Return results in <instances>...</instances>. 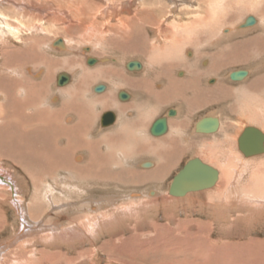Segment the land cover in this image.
Wrapping results in <instances>:
<instances>
[{
  "label": "rangeland",
  "instance_id": "374dc122",
  "mask_svg": "<svg viewBox=\"0 0 264 264\" xmlns=\"http://www.w3.org/2000/svg\"><path fill=\"white\" fill-rule=\"evenodd\" d=\"M56 1V3L64 4L68 0ZM76 1L80 2L84 7L86 5L90 7L92 4L101 5L102 3H104L102 4L103 6L108 5L106 7H111L112 5L104 0ZM146 1L149 2L151 0L142 2ZM185 1L173 0V2H177L178 4L176 9L178 11L170 12V9L165 7L167 9L165 10L164 8V17L167 18L166 16L175 14L177 18H174L175 22L180 20L181 22H186L194 19L193 17L196 15H201L203 19L205 17V20L208 19L206 22H210L208 24L205 21L204 24L200 22V25L195 30L197 32L200 31V35H202L205 32L203 26L207 25V29L212 30L210 37L205 38L207 42L203 43L202 37H198V41L196 39L188 40L191 45L187 43L180 47L178 44L175 50H167V48L160 51L159 48L162 42L156 43L157 40L155 42L156 34L154 29L156 27L154 26V28L152 25L159 24L164 18L159 20V6L155 7L156 5L146 4L148 10H153L151 13H156L159 10L157 12L159 15L157 16L158 18L153 17L154 19L151 17L145 18L143 20L144 23L140 22V24L134 25V29L138 31L137 36L140 39L142 38V41L139 43L140 46L138 45L139 47L137 48L133 42L125 43L119 39H113L109 34L106 36V39L87 40L71 31L67 32L71 33L70 35L74 39L68 37L67 52H54V47L50 46V43L56 38L49 34H39L40 37L36 36V38H33L34 40L29 39L30 41L24 44L28 46L27 49L29 51L27 53L31 54L32 47H35L36 52L34 55L43 58L40 62L33 63H38L36 66L33 65L34 69L31 65L32 74L35 73L36 69L40 71V74L39 78L35 79L32 77L33 79L31 78L30 81L32 82V86H34L33 83L45 82L46 95L55 96L58 94V90L54 87L55 78L58 73L65 72L73 75L71 83L64 90L66 93L70 91L73 93H70V96H60V99H62L61 105L57 107H55V104H51V102H49L51 105L45 104L48 110L47 121L50 119V127L48 126L50 128L49 137L52 134L53 136L56 135L57 133L54 134V132L59 131L54 128L55 126L58 128L60 119L57 118V121H53L52 111H56L59 108L61 110L65 108L68 111H73L75 108H78L79 110L77 109L76 112L81 114L77 115L74 121L84 123V127L87 128L86 131H88L86 132L88 136L86 135L87 138L85 140L89 141L93 148L89 147V150L80 148V150L73 151L75 152L74 154L84 156L85 153L87 155L88 153L90 154L91 150H93L91 155L94 153L100 155L113 153L114 162L110 160L112 161L110 164H101L100 159L96 162L97 159H94L93 156L92 159L95 162L92 163L88 159V164L91 163L94 167L99 166L97 167L99 170L100 168L103 169L102 179L101 177L97 179V172H88L85 170L86 168L82 170V175H85V177L82 178L81 176L80 181L76 180L72 175H68L67 172L65 173L67 175H65L63 172L58 171L57 168L55 170L50 168L48 170L44 169V171L38 170L33 165V160L26 161L27 156L20 155L19 159L18 155H14L13 150L18 154L25 152L31 154V150L28 147L20 145L21 148H16V145L21 142L15 141L14 143L12 138L16 139V137L21 135H29V133L36 132L39 130V122L32 121V125L29 124L25 127L26 125L21 123L20 119L14 121L15 118H11L8 120L11 122L8 123L7 120L2 119L0 121V128L4 124L8 127V139L3 138V141L0 139V264H264V212H260L264 208V200H262L264 199V155L245 159L235 147L236 140L245 127L253 126L264 132V126H261L264 125V2L262 0H260L261 2L259 0H215L212 2L217 4L215 6L214 4L210 6V4L206 3L205 5L200 4L196 6V0L193 7H199L203 11V7L206 6L205 9L208 8L207 14L211 15L207 16L206 12H196V9L192 6H190L191 8L188 7V9L182 5L181 3ZM51 2L54 1L49 0V3ZM129 2H131L129 9L133 12L137 9L136 7L139 3L135 2V0H129ZM167 2L165 3L168 5L169 2ZM189 2L193 3L191 0H188L186 5H191ZM97 6L95 7L97 8ZM99 8L102 9L101 7ZM192 8L193 10L190 11ZM250 15L255 16L258 20L256 28L253 27L252 29L250 27V30L242 31V33L235 31L236 34H231L232 37L230 38L221 36V39L220 37L218 39V35L224 33L220 32L222 28L231 27L233 29ZM211 17L213 18L211 19ZM170 20L162 21L161 27L164 28L166 25L169 27L171 25ZM50 27L54 28L51 25ZM136 27L140 28L137 29ZM169 35H171V31ZM39 38L44 39L42 46L37 43L39 42L37 40ZM211 38L215 39V44L209 40ZM167 41L162 45L168 44ZM245 41H247V44ZM238 43H240V47L236 46ZM152 44L156 49L151 50ZM158 44L160 45L158 46ZM208 44L211 45L210 48L207 47ZM202 46H206L205 49ZM237 47H242V51L245 50V52H240V56H235L237 54L233 53L238 49ZM189 48L194 49V52L197 51L195 53L196 56H194L196 57L195 62H190L189 58L187 59L182 55L185 50L191 51ZM217 50L223 54H219L217 58L212 57L213 53H218ZM206 56L208 60H210L208 56L212 58L208 66H211V69L216 67L213 74L216 77L218 76V79L215 78L217 81H214V78H210L214 75H207L205 73L206 69L201 65ZM86 57L95 58L102 62L99 65L95 64L91 66L93 67L91 68L85 64ZM230 57L233 64H229L228 66L227 63L229 62L225 61V58L230 59ZM236 58H239L237 62L234 61ZM111 59L116 60V62H110ZM129 60L144 63V71L128 74V70L125 69L124 64ZM2 62L0 58V66ZM19 62L27 63L25 61ZM190 63L193 64L191 65ZM148 67L154 68V71H149ZM95 69H99L100 71L95 74L88 73ZM241 69L249 72L248 77L243 82H231L227 74ZM0 71L5 72V69L2 67ZM109 72L114 75L109 74ZM177 72H181L184 75L179 77L176 75ZM142 76H144L147 82L144 85L141 83H139L140 85L123 84L125 82L129 83V79L132 82L140 81L133 79L135 77L139 79ZM44 77L46 78L44 79ZM208 79H212L210 80L211 83H206ZM180 83L182 86H180ZM221 83L229 85V88L226 90L223 87V95L227 96V100L213 102L215 94L219 92L218 86ZM97 84L109 86V90L106 89L107 91H105L106 94L108 93L107 100L110 99L111 102L109 107L103 105L107 100H98L100 99L99 95H95L96 92H93V88ZM251 84L255 86V90H253L254 88L249 90L248 85ZM72 87L74 88L71 89ZM167 88L173 90H168V92ZM189 88L188 95L186 93L188 90L186 89ZM118 89L133 92V99L130 102H125L130 104V106L132 105L133 109L131 108L130 111L120 110L119 112L120 108H118L117 104L120 102L116 97ZM204 89L212 95V98L207 97L212 99L210 103L206 100L203 102L201 96L197 99L190 97L192 94L195 96L197 94L200 95ZM162 94L165 96H162ZM135 95L138 97L137 100ZM240 96L244 99L246 98L245 102L247 104L243 102V99L240 101ZM191 99L194 102L196 100L197 105H203L204 107L191 115L190 124H193L201 117L210 114L217 115L222 119L220 132L212 136H198L197 133L193 134L189 131L188 134L184 135L185 137L182 136L184 140L181 141L177 137H174L173 143L166 142L158 148L159 146L157 147L156 145L160 141L156 144L158 138H154L148 133L150 123L156 118L163 117L165 112L170 108L179 107L181 108V112L184 111V107L181 105L182 100L189 102ZM216 99L219 100V97L217 96ZM105 108L108 112L115 110L117 115L119 113L118 119L120 122L126 120L128 123L123 125V127L114 125L113 128H103L105 130H101L98 125V119L100 114L105 112ZM234 110L240 112L243 118L249 121L247 122L245 119L236 120ZM6 111L9 112L7 114L8 117L12 116V114H18L16 113L18 111L13 108H8ZM65 113L62 114L61 119L65 120V117L72 115ZM22 114H30V110L25 109ZM252 118L260 123H252L250 121ZM32 120H35V118ZM16 124L23 128L22 133H15L16 129L17 131L20 129ZM62 127L64 128V124ZM67 128H71V124H68L63 132L69 137L74 135L73 139L75 140L79 132H71L66 130ZM122 130H125L123 138L121 136ZM0 131L3 130L0 129ZM127 133L129 135L128 139L126 138ZM63 136L65 135H61L60 138L62 139H59L61 140V146L65 145V138ZM168 136L166 134L160 137V139H165L163 141H166ZM115 139H118L117 142H115ZM178 140H180L179 143ZM26 141L28 140L26 139ZM107 141L115 143L114 147L111 145L109 147ZM183 142L187 145L186 149L190 154H195L193 157L189 158V155L184 156L178 168L176 170L173 168L172 171L168 170L159 182L156 180H145L142 177L145 172L149 174L156 170L157 162H160L163 158H159L162 156V154H158L159 152L163 151L164 153L169 151L171 144H181L182 148L184 147ZM93 144L95 145L93 146ZM4 145H6V148ZM138 145H141V148L137 147ZM156 147L160 151L155 153ZM68 148L70 149L71 147ZM140 149L143 152H140ZM209 149L213 153L215 152L214 154L218 158L215 164L218 167L225 168L220 170L221 178L217 183L218 186L216 185L217 189L222 191L213 194V191H215L213 189L211 194L210 192H206V196H203L204 194L202 193L198 194L194 204L196 206L198 205L197 202H211L212 205L215 203L213 205L214 208L198 207L191 210L185 208V206L183 209L177 208V206L173 208L172 206L170 209L162 207L153 210L148 208L144 211L136 208L145 199H151L148 197V193L153 190L157 193L156 198H160H155L157 204L161 201L167 206L168 201L164 199L165 197L162 194L167 191L166 189L172 177L189 159L203 158L205 156V160L208 159L207 161H210L212 158L207 155ZM122 151L127 153L121 154ZM73 152L70 151V153ZM145 160L156 162V165H153L152 171H147L148 168H144L143 166H137L138 163ZM172 161L173 164L171 163ZM48 163H50L49 160L46 163L47 167L50 165ZM167 165L170 167L172 165L176 166V162L170 160ZM212 166L215 167V165ZM15 174L19 179L24 177L26 186L20 184L21 188H19L15 185ZM135 175L140 176L144 180L138 179ZM231 180L233 184L226 185L231 184ZM255 194L259 195V197L255 198ZM19 200L23 206H21L22 208L18 207L17 203ZM221 205L226 207L227 210L212 212L221 208ZM253 205H257L256 208L255 206L253 207L254 210L252 208ZM261 205L263 206L262 209ZM246 208L250 209L247 210ZM257 208L259 209L255 212ZM127 209L131 210L130 213L127 212L126 216L121 214V217L116 216L117 220L114 219L116 214L122 210L127 211ZM258 212L259 214H257ZM22 213L26 214L24 215L25 218L21 215ZM260 214L261 217L259 216ZM254 218L255 220H253ZM98 223H105L106 226L104 228L99 227V229L97 228ZM96 229H98V233H93V231L96 232ZM72 231L83 232L87 236L93 233L94 238L89 237L90 242L77 240L76 238L75 241L72 237L65 235L67 232L72 233Z\"/></svg>",
  "mask_w": 264,
  "mask_h": 264
},
{
  "label": "bare ground",
  "instance_id": "6f19581e",
  "mask_svg": "<svg viewBox=\"0 0 264 264\" xmlns=\"http://www.w3.org/2000/svg\"><path fill=\"white\" fill-rule=\"evenodd\" d=\"M51 1H54V2H51L49 3V0H0V58L2 59V65L0 66V68H4L5 69V72H2L0 71V121L2 119H5L7 120V123L8 122H11V121H8L10 120L11 118H15L14 121H16V119H20V122L25 124L27 127L29 124L32 125V121L33 122H39L38 126H39V130H37L36 132L34 131L33 133H29V135H21L19 137H16V139H14V137L12 138L14 140V143L15 141H20L21 143H19L18 145H16V148H21L20 146H23V147H28L30 148L31 150V154L27 152L25 153H21V154H18L16 153L14 150V155L17 156L18 155V158L20 159V155H25L27 156V159L26 161H31L33 160L34 162V166H36V169L38 170H48L49 168L50 169H53L55 170L56 168L58 169V171H61L63 172L64 174L67 172L68 175H72L76 180L80 181V178L82 176L85 177V175H82V170L84 168H86L85 170L90 172V171H93V172H97V179L99 177H103V173H102V170L100 168V170L97 168L99 166H93L91 163H87L88 162V159L90 162H95L93 159H92V156L94 157V159H97L96 162L101 161V164H110L112 163V161L110 160H113L114 162V154L113 153H110L109 155H103L101 156L100 154H92L91 153L93 152V150H91V153L88 155L85 153L84 156H81L80 154L77 155V154H74L75 152L73 151H76V150H80L85 148V150H89V147H91V149L93 148L92 145L90 144L89 141L85 140L86 135L88 131L87 128L84 127V123L78 121V122H75L74 120L76 119V116L81 114V113H77V109L78 108H75V110L73 111H68L67 109H62L59 108L57 109L56 111H52L53 113V118L52 120L53 121H57V118L60 119L59 121V126L58 128L55 126L54 129H57L59 131L57 132H54V135L53 134L51 135V137H49V133H50V128H48V126L50 127V119L47 121V114H48V110L46 109V106L45 105L46 103L49 104V102H51V104H55V107H57L58 105H61V100L60 99V96H66V95H69L70 93H73L72 91L70 92H65V88L71 83L72 79H73V75H71L70 73H65V72H60L56 75V78H55V82H54V87H56V90H58V94L55 95V96H48L46 95L45 93V82L43 83H38V84H34V86H32V82L30 81V79L33 77L35 79L39 78V74H40V71H38V69H36V71H34L35 73L32 74V71H31V65L33 67V65H37L38 63L36 64H33L34 62H40L41 57H37L36 55H34V53L36 52L35 50V47H32V50H31V54L27 53L29 51L28 46H25L24 44L28 41H30L29 39H32L34 40L33 38H36V36H39V34H49V35H53V37H55L56 39L53 40L51 43H50V46L52 45L54 47V52H57V53H60L62 51H65L67 52L68 50V37H70L71 39H74L67 31H71L72 33H75L77 36L79 37H84V39H87V40H92V39H106V36H108V34L110 35V37H112L113 39H119L121 41H124L125 43L127 42H130L131 43L133 42V44H135L136 48L139 47V43L142 41L138 35V31L135 28V24L139 23L140 22H143V20H145V18H152L154 19L155 17H157L159 14L157 13L159 10H160V16H159V20L162 21H167L168 19L171 21V30H170V26L168 27V25H166V27H161V22L159 24H154L152 25L153 27L155 26L156 29H154L155 31V42L157 40L156 43L158 42H162V44H164L167 40L168 44L166 45H160L158 44V46L160 45L161 47L159 48L160 51L162 50H172L175 48L178 47V44L180 45V47L184 44H187L189 43V39L193 40V39H196V41H198V37H202V41L203 43L204 42H207V40L205 38H209L210 35L212 34V30L211 29H207V25L206 26H202L204 27L203 30L205 31L204 33H202V35H200V31L197 32L195 30V28H197L198 25H200V22L201 23H205L208 19L205 20V17L203 19V17H201V15H196L194 16L193 18L194 19H191L189 21H186V22H181V18L179 19L180 21H177L175 22L174 18H176L175 14H173L172 16H166L167 18H165V14H163L164 12V8L167 7L170 9V12H175V11H178L176 10L177 7H178V4L177 2H173V0H151V1H146V2H142V1H145V0H135V2H138L139 5L136 7L137 9H135L133 12L129 9V6L131 5V2H129V0H104L106 2H109L111 5V7H106V6H103L102 4L104 3H100L101 5L99 4H92L89 6L86 5V7H84V5L82 6V4H80V2L76 1V0H68L66 1L64 4L63 3H56L57 1L56 0H51ZM76 1V2H75ZM97 1V0H96ZM100 1V0H99ZM103 1V0H101ZM115 1V2H114ZM166 1H168V5L165 3ZM188 0H186L184 3L182 2L181 4L184 5L185 7H190L192 6L193 7V4H195V1L196 0H191V2L193 3H190L191 5H186ZM213 1L215 0H197V4H195L196 6L197 5H205L206 4H210V6L214 3H212ZM260 1V0H259ZM129 2V3H128ZM148 2V3H147ZM258 2V1H257ZM261 2V1H260ZM262 2H264L262 0ZM108 3V4H109ZM128 3V4H127ZM146 4H149V5H153L155 7L159 6V10L156 11V13H151V11L153 10H148V6ZM180 4V3H179ZM180 4V5H181ZM221 4V3H220ZM217 5V4H214V6ZM255 5V4H254ZM97 6V8L95 7ZM110 6V5H109ZM162 6V7H161ZM98 7H101L102 9H98ZM206 6L203 7V11L201 10V8L199 7H193L196 9V12L199 11V12H206V15H210V14H207V10L208 8L205 9ZM150 8V7H149ZM165 8V10L167 9ZM191 8V7H190ZM193 8L190 10L192 11ZM189 9V8H188ZM212 9V8H211ZM172 10V11H171ZM201 10V11H200ZM189 11V12H190ZM253 11V10H252ZM195 12V11H194ZM172 14V13H171ZM167 15V14H166ZM192 16V15H191ZM206 16V17H207ZM211 16V15H210ZM154 17V18H153ZM172 17V18H171ZM250 17H252L254 19L253 21V24L252 25H249L248 24V20ZM158 18V17H157ZM192 18V17H190ZM213 17H211L212 19ZM177 19V18H176ZM209 20H210V17H209ZM158 21V20H157ZM205 21V22H204ZM149 22V21H148ZM180 22V23H179ZM210 22V21H209ZM208 22V23H209ZM264 22V21H263ZM144 23V22H143ZM207 23V22H206ZM207 23V24H208ZM258 23V20L256 19V17L254 16H247L246 17V20L242 21L240 24H238L237 26H235L233 29L230 28H222L220 32H224L223 34L220 33L218 35V39L220 37L221 39V36H223L224 38L227 37V38H230L232 37L231 34L235 33V31H239L242 33V31L245 32V30H250L251 28L253 29V27H257ZM146 24V23H145ZM165 24V23H164ZM50 25L54 28H51ZM142 25V24H141ZM210 25V24H209ZM208 25V26H209ZM217 25V24H216ZM137 26V25H136ZM154 27V28H155ZM251 27V28H250ZM137 29L140 28V27H136ZM236 29V30H235ZM171 31V35H169V32ZM153 32V33H154ZM206 33V34H205ZM194 34V35H193ZM236 34V33H235ZM200 35V36H199ZM62 36V37H61ZM150 36V35H149ZM204 36V37H203ZM42 37V36H41ZM64 37V38H63ZM213 37V36H212ZM226 38V39H227ZM206 41H205V40ZM260 39V38H259ZM39 42V45L42 46L44 44V39L42 38H39L37 39ZM110 40V39H109ZM166 40V41H163ZM211 42H213L215 44V39H209ZM213 40V41H212ZM46 41V40H45ZM72 41V40H71ZM195 41V42H196ZM216 41H220V40H216ZM251 41V40H250ZM247 41H245L246 43ZM209 43V41H208ZM244 43V44H245ZM249 43H252V42H249ZM30 44V43H29ZM28 44V45H29ZM35 44V43H34ZM49 45V43H47ZM148 44V43H147ZM190 44V43H189ZM188 44V45H189ZM217 44V43H216ZM247 44V43H246ZM255 44V43H254ZM257 44V43H256ZM139 45V46H138ZM191 45V44H190ZM157 46V45H156ZM157 46V47H158ZM211 45H207V47L210 48ZM231 46V45H230ZM233 46V45H232ZM236 46H239L240 47V43L236 44ZM247 46V45H246ZM143 47V46H141ZM140 47V48H141ZM149 47V46H148ZM189 47V46H188ZM206 47V46H205ZM205 47L202 46L203 49H205ZM237 47L238 49L236 51H234L233 53L234 54H237L235 56H240V52H243L242 51V47L239 48ZM263 47V46H262ZM34 48V49H33ZM88 49V48H87ZM139 49V48H138ZM153 49H156L154 47V45L152 44L151 45V50ZM158 49V48H157ZM190 49V48H189ZM191 51L189 50H185L183 51V54L187 59L189 58L190 59V62H195V59L196 56L195 53L192 49H190ZM227 50V49H226ZM230 50V48H229ZM136 51V50H135ZM224 51V50H223ZM232 51V50H231ZM245 51V50H244ZM137 52V51H136ZM140 52V51H139ZM218 52V50H217ZM230 52V51H229ZM39 53V52H38ZM194 53V54H193ZM205 53V52H204ZM213 53V52H212ZM227 53V52H226ZM231 53V52H230ZM41 54V53H40ZM39 54V55H40ZM138 54V53H137ZM145 54V53H144ZM206 54V53H205ZM219 54H223L220 52L218 53H213L211 56L214 57V58H217L219 56ZM240 54V55H239ZM208 55V54H207ZM217 55V56H216ZM228 55V54H227ZM183 56V57H184ZM198 56V55H197ZM230 56V55H229ZM194 57V58H193ZM209 59L211 60L212 58H210V56H208ZM207 56L204 58L206 59ZM231 58V57H230ZM92 59V60H90ZM203 59V62H202V66L203 68L206 69V74L207 75H214L213 73L215 72V68L214 69H211V66H208L210 60L206 59L204 61ZM237 59L239 58H236V60H234L235 62H237ZM48 60V59H47ZM108 60V59H107ZM106 60V62H108ZM19 61H25L27 63H21ZM92 62V64H89L88 62ZM133 61H136V60H133ZM147 61V60H146ZM185 61V60H184ZM102 62V61H98V59H95V58H88L86 57L85 59V64L89 67L91 66H94L95 64L99 65V63ZM112 63H115L116 60H112L111 61ZM132 62V60H129L127 61L125 64H124V67L126 70H128V74H134V73H139V72H142L144 71L145 69V66H144V63L140 62V61H137L139 62V67H134L133 66H129V64ZM58 63V62H57ZM156 64V63H155ZM191 65L193 63H190ZM216 64V63H215ZM23 65L21 68L20 66ZM41 67V66H40ZM57 67H60V66H57ZM42 68V67H41ZM93 68V67H91ZM149 68V67H148ZM210 68V69H209ZM34 69V67H33ZM154 69V68H153ZM153 69L149 68V71H154ZM158 69V68H157ZM160 70V69H159ZM98 71H100L99 69H95V70H92V71H89L88 73H91V74H95V73H98ZM109 71V70H108ZM107 71V72H108ZM129 71H132V72H129ZM194 71V70H193ZM244 72L246 75L242 78H239L238 80H231L230 79V76L231 74L233 73H237V72ZM45 72V71H44ZM102 73V72H101ZM114 73V72H113ZM117 73V72H116ZM209 73V74H208ZM109 74L111 75H114L112 74L111 72H109ZM65 76V78H67L66 82L63 84V85H59L58 84V79L60 76ZM90 75V74H89ZM97 75V74H96ZM144 75V74H143ZM164 75V74H163ZM179 77H181L182 75H184L183 73L181 72H177V74ZM249 75V72L247 70H244V69H241V70H237V71H231L230 73L227 74V77H229V80L231 82H243ZM44 76V75H43ZM160 76V75H159ZM197 76V75H196ZM130 77V76H129ZM163 77V76H161ZM176 77V76H175ZM191 77V76H190ZM194 77V76H193ZM32 78V79H33ZM46 77H44L45 79ZM126 78V76H125ZM143 78V79H141ZM141 78H137L135 77V79L133 80H140V81H137V82H132V80H128L129 83H141L142 85H144L146 82V79L144 78V76H142ZM210 78H217L218 79V76L216 77V75L214 76H211ZM107 79V78H106ZM184 79V78H183ZM191 79V78H190ZM217 79H215L214 81H217ZM212 79H208L206 80V83H211ZM35 81V80H34ZM47 81V80H46ZM49 81V80H48ZM101 81V80H100ZM186 81V80H185ZM192 81V80H191ZM127 83V82H125ZM128 83V84H129ZM213 83V82H212ZM181 84V83H180ZM184 84V83H183ZM101 85V84H100ZM179 85V84H178ZM188 85V84H187ZM97 86H99L97 84ZM136 86V85H135ZM172 86V85H171ZM170 86V87H171ZM182 86V84L180 85ZM220 86V84H219ZM249 87V90H255V87L251 84L248 86ZM74 87H72L71 89H73ZM211 88V87H210ZM213 88V87H212ZM94 89V93L95 92H101L103 89L104 91L100 94L96 93L95 95H99L98 97L100 99L98 100H107L108 98V93L106 94L105 91H107L106 89L109 90V86H106V85H101L97 88H93ZM122 89V88H121ZM162 89V88H161ZM233 89V88H232ZM172 91L173 89L171 88H167V91ZM210 90V89H209ZM214 90V89H213ZM212 90V91H213ZM147 92V90H145ZM166 91V92H167ZM168 91V92H169ZM217 91V90H216ZM120 92V93H119ZM141 92V91H140ZM165 92V93H166ZM177 92V90H176ZM183 92V91H182ZM205 92H208V94L210 93L209 91H206ZM116 97L119 98V101L118 98L117 100L120 102V103H124L125 102H130L131 99H133V92H121V90L119 89V91L117 90L116 92ZM128 93V95L126 94ZM148 93V92H147ZM163 93V92H162ZM184 93V92H183ZM203 93V92H202ZM122 94H126V98H124L122 96ZM142 94V92H141ZM145 94V93H144ZM152 94V93H151ZM169 94V93H168ZM71 95V94H70ZM69 95V96H70ZM137 95V94H136ZM135 95V96H136ZM139 96H141L139 93H138ZM149 95V94H148ZM204 95V94H203ZM48 96V98H47ZM75 96V95H73ZM145 96V95H144ZM159 96H161L159 94ZM162 96H165L162 94ZM137 97V96H136ZM172 97V96H171ZM180 97V96H179ZM204 97V96H203ZM208 97V96H206ZM75 98V97H74ZM178 98V97H177ZM198 98V97H197ZM138 99V97L136 98V100ZM76 100V99H75ZM124 100H127V101H124ZM187 100V99H186ZM66 101V99H65ZM124 101V102H122ZM173 101V99H172ZM183 101V100H182ZM191 101L194 102L193 99H191ZM72 102V101H71ZM77 102V101H76ZM139 102V101H138ZM70 103V102H68ZM79 103V102H78ZM100 103V102H99ZM110 99L107 100L103 105L106 106V107H109L110 105ZM141 103V102H140ZM181 103V102H180ZM196 103V102H195ZM49 104V105H51ZM65 104V103H64ZM63 104V105H64ZM127 104V103H126ZM132 104V103H131ZM172 104V103H171ZM189 104L190 103V100H189ZM45 105V106H44ZM77 105V103H76ZM118 105V104H117ZM134 105V104H133ZM136 105V104H135ZM179 105V104H178ZM182 105V104H181ZM113 107V105H111ZM122 106V105H121ZM130 104H127V105H123L121 107V109L123 110H126L128 108H132V105L130 106ZM190 106V105H189ZM193 106V104H192ZM263 106V105H262ZM66 107V106H65ZM78 107V106H77ZM135 107V106H134ZM8 108H13V109H16L18 112V114H12V116H7V114L9 112H7L6 110ZM29 108V109H28ZM136 108V107H135ZM175 108V107H174ZM173 108V109H174ZM179 108V107H178ZM175 108V110L173 111H176L175 112V116H173V118H171L170 116H168V113L167 115L165 114L163 117L166 119V122H167V129H169V122H171L173 119L183 115H181V108ZM27 109V110H30V114H22L24 112V110ZM104 109V108H103ZM106 109V108H105ZM67 110V111H65ZM79 110V109H78ZM20 111H22V113H20ZM50 111V110H49ZM75 111V112H74ZM108 110L106 109L105 112H107ZM170 111V110H169ZM66 112L65 114H72L70 115V117H65V120L64 119H61L62 117V114ZM69 112V113H67ZM105 112H103L105 114ZM101 113L100 116H103L104 114ZM115 113V112H114ZM133 113H137V112H133ZM68 115V116H69ZM123 115V114H122ZM186 115V114H185ZM21 116V118H19ZM99 116V117H100ZM117 116V115H116ZM204 117H212V118H216L219 122V126H218V129L215 133H211V134H201L199 132L196 131L195 129V125L196 123L201 119V118H204ZM204 117H201L200 119L196 120L195 123H194V127H193V133L196 134L198 136L200 135H214V134H217L220 132V128H221V119L219 116L217 115H208V116H204ZM35 120H32L34 119ZM80 118V117H79ZM118 118V116H117ZM162 118V117H161ZM260 118V117H259ZM82 119V118H81ZM159 119V118H158ZM245 121H249L247 120L246 118H244ZM116 120V118L114 119ZM119 120V119H118ZM157 120V118H156ZM182 120V119H181ZM117 121V120H116ZM252 123H260V122H257V120H255L254 118H252L250 120ZM178 122V121H176ZM114 125H115V122H113ZM179 123V122H178ZM177 123V124H178ZM64 124V128L62 127V125ZM68 124H71V128H67L66 130H69L71 132H79L78 135H76V138L75 140L73 139L74 138V135L71 137L67 136L63 130H65V128L67 127ZM152 124V123H151ZM151 124H150V127L148 128V133L150 134V129H151ZM171 124V123H170ZM180 124V123H179ZM178 124V125H179ZM8 125V124H7ZM17 125V124H16ZM54 125V124H53ZM99 125V124H98ZM111 125V124H110ZM174 125V123H173ZM177 125V126H178ZM20 129L19 131H17V129L15 130V133H22L23 132V128L20 127L19 125H17ZM261 126H264V125H261ZM24 127V128H25ZM70 127V126H69ZM109 128V126L105 125L103 126L102 125V128L100 127L101 130H105L103 128ZM112 127V126H111ZM172 127V125H171ZM176 127V126H175ZM249 127H252V128H256V127H253V126H249ZM85 128V130H84ZM92 128V127H91ZM178 128V127H177ZM175 128V129H177ZM246 128V127H245ZM2 129L3 131H0V139H2L3 141V138H7V129L8 127L5 126V124L0 128ZM257 130L260 131V129L256 128ZM22 131V132H21ZM170 130H167L166 133L162 136H159V137H156V136H151L154 137V138H158L157 139V142L156 144L158 143V141H160V143H158L156 146L158 147V145H164V143L170 141L172 143V141H174L173 137L169 136L167 137L166 141H163L165 139H160V137H163L165 136L166 134H170L169 133ZM82 132V134H81ZM192 132V131H191ZM14 133V132H13ZM14 133V134H15ZM6 135V136H5ZM61 135H65L63 136L64 139V142H65V145H62L61 146V140L59 139H62L60 138ZM171 135V134H170ZM264 135V134H263ZM88 136V135H87ZM240 136V135H239ZM105 139V137H103ZM171 138V139H170ZM239 138V137H238ZM238 138L236 140V149H238ZM8 139V138H7ZM26 139L28 141H26ZM113 140V138H112ZM118 139H115V142H117ZM114 141V140H113ZM9 142V141H8ZM11 143V142H10ZM9 143V144H10ZM3 144V143H2ZM107 144L108 146L110 147V145L112 147H114L113 145H115V143L113 142H108L107 141ZM20 145V146H19ZM95 144H93L94 146ZM5 148H6V145H4ZM8 146V145H7ZM141 145H138L137 147H140ZM66 147V148H65ZM68 147H71L70 149ZM64 148V149H63ZM141 148V147H140ZM65 151V152H62V151ZM164 150V149H163ZM171 150V149H170ZM166 151L168 152L169 154L166 155V152L163 153V151L159 152L158 154H162L161 157H163V161H160V163L157 165V170H155L154 172L152 171L153 169V165H156V162H154L153 160H145V161H142L140 163L137 164V166H143L144 168H148L147 171H152L151 173L147 174L146 172L144 173V176H142L143 178H145V180H156L157 182H159L161 180V178L168 172V170L172 171L173 168L175 167L174 165H172L171 167L168 164V162H170V160H173V156H175V152L174 151ZM5 151V150H4ZM11 151V150H10ZM70 151H72L73 153H70ZM151 151V150H149ZM238 151L240 152V150L238 149ZM62 152V153H61ZM83 153V152H82ZM125 153V152H124ZM215 153V152H214ZM241 153V152H240ZM62 154V155H61ZM123 154V152L121 153ZM96 155V156H95ZM208 155V154H207ZM206 155V156H207ZM241 155L244 157V155L241 153ZM264 155V154H262ZM262 155H258L259 157L262 156ZM257 156V157H258ZM86 157V158H85ZM103 157V158H102ZM205 157V156H204ZM203 158H196V159H199L202 163H205L209 166H211L212 168H214L217 172H218V180L216 181V183L208 188V189H205V190H202L200 192H189L183 196H180V197H175V196H170L168 194V190H169V187H170V184H171V181L173 179V177L179 172H177L171 179L168 187H167V191L164 192L163 197H165L164 199H167V203L168 205L166 206L164 204V202H161L157 204V202L155 201V198H156V195L157 193L153 190V191H149L148 193V197H150L151 199L147 198L145 199V201H143L142 203H140L139 207H136V208H139V210H146L148 208H151V209H155L157 210L158 208H165V209H170V207L173 206H177V208H182L185 206V208H188V209H195V208H198V207H204V208H207L208 207H213V205H215V203H213V205L211 204V202H208V203H203V202H197L198 205L195 206V202H196V198L198 196V194H204L203 196H206L207 193L213 191V189L215 191H213L214 193L213 194H217L218 192H221L222 190L220 189H217L216 185L219 181V179L221 178V171L220 169L216 168V167H213L212 165H210L209 163L205 162L206 158L204 159ZM208 157V156H207ZM256 157V156H255ZM84 158V159H83ZM172 158V159H171ZM253 158V157H251ZM192 159H195V158H192ZM245 159H248V158H245ZM18 160V159H17ZM23 160V159H22ZM48 160L50 161V164L48 167L46 165V163L48 162ZM191 160V159H189ZM189 160H187L186 162H188ZM208 160V159H207ZM20 161V160H19ZM185 162V163H186ZM233 162V161H232ZM158 163V162H157ZM173 164V161L171 162ZM184 163V164H185ZM183 164V165H184ZM242 165V163H240ZM18 166V165H17ZM165 166H168V168H166ZM138 167V168H139ZM182 168V167H181ZM180 168V169H181ZM84 170V171H85ZM236 171V170H235ZM101 172V173H100ZM130 173H132L131 171H129ZM237 172V171H236ZM170 173V172H169ZM67 175V174H65ZM143 175V174H142ZM148 175V176H146ZM136 177H138V179L140 180H144L143 178H140V176L138 175H135ZM146 176V177H145ZM87 177V176H86ZM101 177V179H102ZM149 178H152V179H149ZM256 178V177H255ZM89 179V178H88ZM96 179V181H97ZM136 178V180H138ZM15 180H16V186H18L19 188H21L20 184L21 185H24L26 186V184L24 183V177L23 178H20L17 176L16 177V174H15ZM139 180V181H140ZM12 181V180H10ZM14 181V179H13ZM12 181V182H13ZM155 181V182H156ZM228 182V181H227ZM222 183V182H221ZM233 184V181L231 180V184H226V185H232ZM263 184V183H262ZM223 185V184H222ZM221 185V186H222ZM218 186V185H217ZM220 187V186H219ZM224 187H225V182H224ZM1 190V189H0ZM256 191V190H255ZM207 192V193H206ZM260 192V191H259ZM206 194V195H205ZM208 194V195H210ZM258 194V193H257ZM252 195V194H251ZM256 195V194H255ZM251 197V196H250ZM255 198L256 197H259V195H256L254 196ZM253 197V199H254ZM262 197V196H261ZM156 199H160V198H156ZM208 199V198H207ZM238 199V198H237ZM253 199H250V200H253ZM162 200V199H161ZM255 200V199H254ZM253 200V201H254ZM260 200V199H258ZM264 200V199H262ZM195 201V202H194ZM153 202V204H152ZM238 203V202H237ZM252 203V202H251ZM15 204V203H14ZM18 204V207L19 208H22V204L19 200V202L17 203ZM248 204V203H247ZM262 204V203H261ZM246 205V204H245ZM260 205V204H258ZM263 205V204H262ZM261 205V206H262ZM22 206V207H21ZM257 205H253L252 208ZM17 207V208H18ZM245 207V206H243ZM249 207V206H247ZM16 208V207H15ZM203 208V209H204ZM228 208V206H227ZM251 208V209H252ZM263 208V206L261 207V209ZM247 209V208H246ZM250 209V208H248ZM247 209V210H248ZM259 208L255 209V212L258 211ZM17 210V209H15ZM24 210V208H23ZM161 210V209H160ZM222 210H227L226 207H224L223 205H221V208H219L218 210H214L212 212H215V211H219V212H223ZM254 210V208H253ZM257 210V211H256ZM264 210V208L262 209ZM260 211V212H264V211ZM130 209H127L126 210H122L120 213L116 214L114 216V219H116V216H120L121 214H126L127 212L130 213ZM229 211H231L229 209ZM243 211V210H241ZM252 211V210H250ZM21 212V211H20ZM218 212V214H219ZM248 213V211H246ZM26 213V212H25ZM25 213H22L21 215H26ZM135 213V211H134ZM253 213V212H252ZM251 213V214H252ZM147 214V213H146ZM145 214V215H146ZM222 215V213H220ZM228 214V213H227ZM239 214V213H238ZM256 215V213H254ZM253 214V215H254ZM259 214V212L257 213ZM262 214V213H261ZM261 214L259 215L261 217ZM143 215V214H142ZM152 215V214H151ZM226 215V214H225ZM248 215V214H247ZM264 215V213H263ZM262 215V217H263ZM126 216V215H125ZM239 216V215H238ZM242 216V215H241ZM245 216V215H244ZM251 216V215H250ZM258 216V217H259ZM121 217V216H120ZM218 217V216H217ZM221 217V216H220ZM224 217V216H223ZM254 217V216H253ZM257 217V218H258ZM25 218V216H24ZM112 218V217H110ZM126 218V217H125ZM132 218V217H131ZM256 218V219H257ZM123 219V218H122ZM117 220V219H116ZM119 220V219H118ZM121 220V219H120ZM255 220V218L253 219ZM105 223H107L106 221H103ZM118 222H121V221H118ZM253 222V221H252ZM103 224V223H98V226L97 228H101V227H105L106 224ZM110 224V223H109ZM111 225V224H110ZM78 227V226H77ZM99 228V229H100ZM78 229V228H77ZM82 229V228H81ZM81 231V230H80ZM83 231V230H82ZM104 231V230H103ZM84 232V231H83ZM83 232H78V231H72V233L70 232H67L65 235H67L68 237H72L73 239H77V240H85V241H89V237L90 238H94L93 236V233H98V229H96V232L93 231V233H91L90 235L87 236V234L83 233ZM60 233V232H59ZM63 235V233H62ZM92 235V236H91ZM96 235V234H95ZM68 239V238H67ZM75 239V241H76ZM74 241V242H75ZM84 241V242H85ZM246 245V244H245ZM243 252V251H242ZM264 260V259H263ZM242 261V260H241ZM239 262V261H238ZM205 263V262H204ZM211 263V262H210Z\"/></svg>",
  "mask_w": 264,
  "mask_h": 264
},
{
  "label": "water",
  "instance_id": "95a60500",
  "mask_svg": "<svg viewBox=\"0 0 264 264\" xmlns=\"http://www.w3.org/2000/svg\"><path fill=\"white\" fill-rule=\"evenodd\" d=\"M248 24L252 25L254 19L250 17ZM92 60V59H90ZM92 64V62H88ZM139 62L132 61L129 66L139 67ZM246 74L242 71L232 73L231 80H238L244 77ZM67 78L60 76L58 84L63 85ZM126 98V94H122ZM168 116H175V111L170 110ZM114 121V113L108 112L102 116L101 125H110ZM219 122L216 118L204 117L201 118L195 125L197 132L201 134L215 133L218 129ZM167 122L164 117L155 120L151 126L150 134L152 136H162L167 131ZM238 149L244 155L245 158H251L264 154V135L256 128L246 127L241 132L238 138ZM218 180V172L211 166L202 163L199 159H191L186 162L179 172L173 177L168 194L170 196L180 197L189 192H200L202 190L212 187Z\"/></svg>",
  "mask_w": 264,
  "mask_h": 264
},
{
  "label": "crops",
  "instance_id": "0c3cea01",
  "mask_svg": "<svg viewBox=\"0 0 264 264\" xmlns=\"http://www.w3.org/2000/svg\"><path fill=\"white\" fill-rule=\"evenodd\" d=\"M243 52H245V51H243ZM231 59V58H230ZM230 59H227V58H225V61H227V62H229V63H227V65L229 66V64H233V63H231V61H232V59L230 60ZM236 64V63H235ZM228 79H229V77H228ZM130 80V79H129ZM123 84H125V85H128V83H123ZM123 84H121V85H123ZM129 84H133V83H129ZM134 84H137V83H134ZM140 85V84H139ZM249 86V85H248ZM223 87L225 88V90L227 89V88H229V85L228 84H220V86H218V89H219V92L218 93H216L215 94V100H213V102H222V101H225V100H227V96H225V95H223ZM255 87V86H254ZM186 90H188L186 93L188 94V92H189V90H190V88L189 89H186ZM192 90H194V89H192ZM191 90V91H192ZM197 90H199V89H197ZM246 90V89H245ZM118 91H119V89H118ZM194 91H196V90H194ZM207 91V90H206ZM247 91V90H246ZM126 92H128V91H126ZM203 92V93H202ZM202 92H201V94L199 95V94H197V96H195L194 94H192L190 97H192V98H196L197 99V97H199L200 98V96L202 97V101L203 102H205V100L207 101V102H211L212 101V95H211V93H209L208 94V92H205V89L204 90H202ZM250 92V91H249ZM251 93V92H250ZM204 94V95H203ZM252 94V93H251ZM189 95V94H188ZM204 96V97H203ZM206 96H208V97H211V98H207ZM219 97V100L218 99H216V97ZM243 99V102H245V99L242 97V96H240V101ZM195 102H196V100H195ZM195 102H193V101H190V103L191 104H189V102H185L184 100L182 101V107H184V111H182V113H181V115H183V116H181L180 117V115H179V117H177V118H175V119H173L171 122H169V129L168 130H170L169 131V133L170 134H172V135H170V134H168L169 136H173V138L174 137H177V139H180L181 141L182 140H184V135H186V134H188V132L190 131H192V133H193V127H194V123L193 124H190V118H192L191 117V115L192 114H194L195 112H197L199 109H201L202 107H204L203 105H197ZM246 103V102H245ZM101 104V103H100ZM192 104H193V106H192ZM238 104V103H237ZM247 104V103H246ZM123 105H127L126 103L125 104H120V103H118V108H120L119 109V112H120V110L122 111L123 109H121V107ZM190 105V106H189ZM133 109V108H132ZM127 110H131V108H128V109H126V110H123V111H127ZM242 111H243V109H242ZM115 112V111H114ZM234 112H235V118H236V120L237 119H239V120H243L244 118H243V115H241V113L240 112H237V111H235L234 110ZM244 113H246V111H243ZM116 113L117 112H115V115H116ZM186 114V115H185ZM118 115H119V113H118ZM117 115V116H118ZM237 115H239V117H237ZM117 116H116V120H115V125H120V127H123V125H125V124H127L128 122L126 121V120H122V122H120V120H118V118H117ZM114 119H115V117H114ZM182 119V120H181ZM248 120V119H247ZM155 121V120H154ZM153 121V122H154ZM176 121H178V122H176ZM114 122V121H113ZM153 122H151L152 124H153ZM221 122H222V119H221ZM117 123V124H116ZM150 123V124H151ZM171 123V124H170ZM173 123H174V125H173ZM179 125H178V124ZM113 124V123H112ZM152 124H151V126H152ZM171 125H172V127H171ZM178 125V126H177ZM192 125H193V127H192ZM176 126V127H175ZM114 127V125H112V128ZM149 127H150V125H149ZM148 127V128H149ZM178 127V128H177ZM111 128V127H110ZM175 128H177V129H175ZM107 129H109V128H107ZM263 134H264V132L262 131V130H260ZM149 132V131H148ZM121 136H122V138L124 137L123 135H125V130H122L121 131ZM194 134V133H193ZM126 138L128 139L129 138V135H128V133L126 134ZM168 136V137H169ZM182 136H184V137H182ZM121 138V137H120ZM126 139V140H127ZM171 139V138H170ZM175 139V138H174ZM180 140H178V143H179V141ZM128 141V140H127ZM124 142H126V141H124ZM174 142V141H173ZM172 142V143H173ZM168 143H171L170 141H168ZM184 143V142H183ZM159 146V145H158ZM186 147H187V145L184 143V147H182L181 148V144H178V145H175V144H171V146H170V151H174L175 153V156L174 157H172L173 158V160L176 162V166L174 167V170H176L177 168H178V165L180 164V162L183 160V158H184V156H186V155H189V158L190 157H193L195 154H190V152L186 149ZM158 148H160V146L158 147ZM155 149H156V151H155ZM154 149V151H155V153L156 152H159L160 150H157V147ZM161 149H163L162 147H161ZM238 151V150H237ZM123 153L125 152V151H122ZM140 152H143V150H141L140 149ZM125 153H127V152H125ZM133 153V152H132ZM131 153V154H132ZM167 154H169L168 152H166V155ZM161 155V154H160ZM208 156L209 157H211L212 159L210 160V161H205V162H207V163H209L210 165H215V167L217 166L216 164H215V162H217L218 161V158H216V155L209 149V153H208ZM159 158H161V156L159 157ZM171 158V159H172ZM205 159V158H204ZM148 161V160H147ZM161 161H163V159H161ZM160 162H158L157 163V165L159 164ZM159 167V166H158ZM158 167H156V170H157V168ZM166 168H168V166H165ZM217 168L218 169H220V170H222V168L223 167H218L217 166ZM223 169H225V168H223Z\"/></svg>",
  "mask_w": 264,
  "mask_h": 264
},
{
  "label": "flooded vegetation",
  "instance_id": "af4514ba",
  "mask_svg": "<svg viewBox=\"0 0 264 264\" xmlns=\"http://www.w3.org/2000/svg\"><path fill=\"white\" fill-rule=\"evenodd\" d=\"M99 86H101V85H99ZM99 86H96L95 88H97V87H99ZM104 91V89L101 91V92H96V93H98V94H100V93H102ZM121 92H125V91H121ZM120 93V92H119ZM127 95H128V93H126ZM129 96V95H128ZM118 98V97H117ZM118 100H119V98H118ZM119 101H121V100H119ZM124 101H127V100H124ZM124 101H122V102H124ZM169 110H175V109H173V108H170V109H168L166 112H165V114L167 115V113L169 112ZM114 111L115 110H113V111H109V112H112V113H114ZM108 112V111H107ZM116 112V111H115ZM176 112V111H175ZM106 113V112H105ZM104 114V113H103ZM116 115H117V113H116ZM116 115H115V113H114V117L116 118ZM159 118H161V117H159ZM171 118H173V117H171ZM101 119H102V116H100L99 117V121H98V124H99V126L100 127H102V125H101ZM158 119V118H157ZM156 120V119H155ZM114 122H115V120H114ZM112 125H114V123L113 124H111V125H108L109 126V128L112 126ZM107 126V125H106ZM105 128V127H104ZM112 128V127H111Z\"/></svg>",
  "mask_w": 264,
  "mask_h": 264
}]
</instances>
